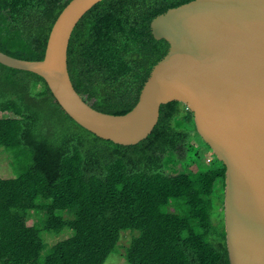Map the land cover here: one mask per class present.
Masks as SVG:
<instances>
[{"label":"trees","instance_id":"trees-1","mask_svg":"<svg viewBox=\"0 0 264 264\" xmlns=\"http://www.w3.org/2000/svg\"><path fill=\"white\" fill-rule=\"evenodd\" d=\"M188 1L101 0L89 9L68 47L83 99L103 112L131 110L169 48L154 38L152 19ZM69 2L0 0V50L43 59ZM193 129V112L172 101L147 138L116 144L73 120L43 77L0 63V146L24 155L16 176H0V264H107L123 232L132 235L122 253L130 264H230L225 224L212 215L225 165L166 169L165 156ZM45 233L68 237L48 246Z\"/></svg>","mask_w":264,"mask_h":264},{"label":"water","instance_id":"water-1","mask_svg":"<svg viewBox=\"0 0 264 264\" xmlns=\"http://www.w3.org/2000/svg\"><path fill=\"white\" fill-rule=\"evenodd\" d=\"M101 0H70L56 18L43 59L0 50V63L34 72L64 111L100 138L134 145L180 101L225 169L224 224L230 264H264V0H191L158 14L155 39L169 48L124 114L94 108L75 89L68 47L83 15Z\"/></svg>","mask_w":264,"mask_h":264},{"label":"rangeland","instance_id":"rangeland-1","mask_svg":"<svg viewBox=\"0 0 264 264\" xmlns=\"http://www.w3.org/2000/svg\"><path fill=\"white\" fill-rule=\"evenodd\" d=\"M135 94L129 95L130 100H134ZM188 128L192 129L193 125L190 122L186 123ZM193 137L188 138L187 141L179 147L174 153H169L165 156L166 169L170 173L190 172L207 167H216L221 165L212 149L202 140L199 133L195 129L191 130ZM23 154L15 157L11 150L0 146V176L3 178L14 177L21 168ZM212 159V160H211ZM218 190L213 199V217L216 222L219 219L224 223V197L220 195ZM224 194V192H223ZM218 196V197H217ZM224 196V195H223ZM34 218V217H33ZM130 232H123L119 241L120 251L113 252L106 260L107 264H130L126 261L122 253L125 247L128 246L131 239ZM68 237V233L60 235L45 233L44 238L48 246L53 245L60 239Z\"/></svg>","mask_w":264,"mask_h":264}]
</instances>
